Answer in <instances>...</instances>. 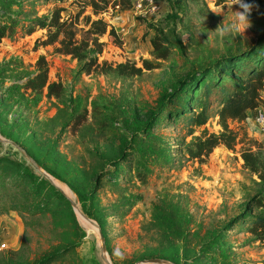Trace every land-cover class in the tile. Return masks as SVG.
Listing matches in <instances>:
<instances>
[{
  "label": "rangeland",
  "instance_id": "obj_1",
  "mask_svg": "<svg viewBox=\"0 0 264 264\" xmlns=\"http://www.w3.org/2000/svg\"><path fill=\"white\" fill-rule=\"evenodd\" d=\"M87 2L0 0V11L16 18L0 39V264H264V240L247 231L249 214L264 215L251 203L264 197V132L253 112L226 121L236 133L231 149L217 145L200 158L182 151L202 129L221 131L210 95L208 119L187 134L188 111L203 100L202 76L189 85L187 77L239 55L221 64L235 78L236 66L242 72L262 59L264 0H157L158 11L146 17L131 12L133 0H101L95 14ZM54 9L61 17L83 10L77 39L84 16L112 29L113 38L107 30L98 37L97 66L88 73L36 42L45 29L25 32L27 19ZM238 14L245 16L239 32ZM157 31L168 48L163 59L149 42ZM39 56L47 81L62 85L57 96L22 87ZM143 60L155 67L128 76L113 70ZM246 149L257 155V172L242 164Z\"/></svg>",
  "mask_w": 264,
  "mask_h": 264
},
{
  "label": "trees",
  "instance_id": "obj_2",
  "mask_svg": "<svg viewBox=\"0 0 264 264\" xmlns=\"http://www.w3.org/2000/svg\"><path fill=\"white\" fill-rule=\"evenodd\" d=\"M100 1L88 0L87 5L90 6L92 14H95L104 7V2L99 5ZM127 1L129 2L130 0ZM5 7H2V10ZM82 11L80 9L74 14L61 17L60 9H54L48 15L29 18L27 19L28 26L25 32L28 34L34 29H45L46 33L43 35V38L36 39V42L39 45H53L54 52L70 55L80 62L79 70L88 73L91 68L97 66L96 57L102 45L98 41V37L105 33L107 25L101 18L90 19L89 16H84L82 18L83 23L87 27L85 29L81 28V36L77 39L76 35L80 31L77 25ZM15 23L16 18L13 15L0 11V39L13 31ZM107 32L108 37L110 36L109 38L114 37L112 29L107 30ZM149 42L156 58L163 59L166 57L168 48L163 45L165 38L161 35L160 31H157L156 35ZM254 48L256 47L249 49L247 52L254 53ZM255 52L258 51L255 50ZM237 58L239 59L240 56L230 55L229 57H220L213 61L210 66L208 65L209 67L206 69H202L197 71V74L194 73L188 76L185 81L189 85V81L190 83L192 81L196 82V78L202 76L200 78L201 82L198 83V92H202L203 100L200 102L201 105L197 111H191V109L188 111L190 114L187 117V134L191 135L193 133V127L202 126L208 119L210 112L207 106L210 95L213 96L214 102L219 103V107L215 110L214 114L217 116L218 125L221 127L219 133L207 132L205 129H202L199 136L185 143L182 146V151L188 158L206 156L217 145H223L231 149L236 141V133L228 128L226 121L228 119L236 121L245 119L247 112L255 109L258 104L260 92L264 89V57L258 60V62L251 64V66H248L242 72H240L241 65L239 67L236 66V70L239 71V77L234 76L235 78H233L230 77L231 69L221 64L228 59L232 61ZM154 67L149 61L143 60L139 67L134 64L120 63L113 70L117 74L128 76L139 74L141 69H151ZM224 77L231 79L225 82L222 80ZM209 78H211V81H208ZM22 87L34 93H41L44 89L47 97L51 95L57 96L63 89L60 82L47 81V67L43 56L37 58L35 73L25 79ZM194 103L195 97L191 100L189 107L192 108ZM241 159L245 168L251 172H257L259 161L254 152L249 149L243 150L241 152ZM251 203L255 206H264V197H253ZM247 231L257 239L263 241L264 215L249 214Z\"/></svg>",
  "mask_w": 264,
  "mask_h": 264
},
{
  "label": "built area",
  "instance_id": "obj_3",
  "mask_svg": "<svg viewBox=\"0 0 264 264\" xmlns=\"http://www.w3.org/2000/svg\"><path fill=\"white\" fill-rule=\"evenodd\" d=\"M64 1V0H57ZM130 2V1H129ZM159 9L157 0H133L131 12L136 16L146 17L155 14ZM253 112V122L259 131L264 132V90L260 92L258 104Z\"/></svg>",
  "mask_w": 264,
  "mask_h": 264
},
{
  "label": "water",
  "instance_id": "obj_4",
  "mask_svg": "<svg viewBox=\"0 0 264 264\" xmlns=\"http://www.w3.org/2000/svg\"><path fill=\"white\" fill-rule=\"evenodd\" d=\"M0 141H3V140H0ZM4 142H8L11 145H13L18 151H20L25 156V158L29 161V163L32 166H34L35 168H38L36 163L32 160V158L28 154L24 153V151L22 150L21 147H19L18 145L14 144L13 142L8 141V140H4ZM39 171H41V170L39 169ZM90 223H92L94 225V222L90 221ZM98 233H99V237H100V242H101V244H103V237H102L100 231ZM157 261H158V259H156V258L146 260V262H152V263H156Z\"/></svg>",
  "mask_w": 264,
  "mask_h": 264
},
{
  "label": "bare ground",
  "instance_id": "obj_5",
  "mask_svg": "<svg viewBox=\"0 0 264 264\" xmlns=\"http://www.w3.org/2000/svg\"><path fill=\"white\" fill-rule=\"evenodd\" d=\"M51 180L61 190L62 193H65L68 196V198L73 200V201L72 200L71 201L74 202V208L78 212V205L74 201L73 196L69 193V191L66 188H64L61 184H59L56 180H54L53 178H51Z\"/></svg>",
  "mask_w": 264,
  "mask_h": 264
},
{
  "label": "clouds",
  "instance_id": "obj_6",
  "mask_svg": "<svg viewBox=\"0 0 264 264\" xmlns=\"http://www.w3.org/2000/svg\"><path fill=\"white\" fill-rule=\"evenodd\" d=\"M233 3L236 2V0H232ZM245 11H247V7L245 6ZM238 19L240 21L239 24L235 25L234 28L236 31H242L243 30V25H244V22H245V16L244 14H238Z\"/></svg>",
  "mask_w": 264,
  "mask_h": 264
}]
</instances>
